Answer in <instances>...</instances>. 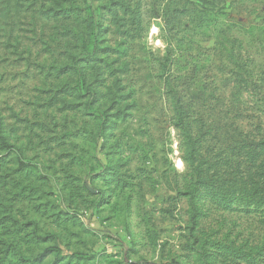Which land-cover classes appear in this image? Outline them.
I'll return each mask as SVG.
<instances>
[{"label": "rangeland", "instance_id": "374dc122", "mask_svg": "<svg viewBox=\"0 0 264 264\" xmlns=\"http://www.w3.org/2000/svg\"><path fill=\"white\" fill-rule=\"evenodd\" d=\"M0 264H264V0H0Z\"/></svg>", "mask_w": 264, "mask_h": 264}]
</instances>
